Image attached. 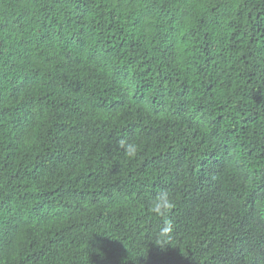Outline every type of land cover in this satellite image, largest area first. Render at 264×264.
<instances>
[{"label":"trees","instance_id":"obj_1","mask_svg":"<svg viewBox=\"0 0 264 264\" xmlns=\"http://www.w3.org/2000/svg\"><path fill=\"white\" fill-rule=\"evenodd\" d=\"M0 264H264V0H0Z\"/></svg>","mask_w":264,"mask_h":264},{"label":"clouds","instance_id":"obj_2","mask_svg":"<svg viewBox=\"0 0 264 264\" xmlns=\"http://www.w3.org/2000/svg\"><path fill=\"white\" fill-rule=\"evenodd\" d=\"M119 147L124 150L128 158H134L138 152V145L135 142H128L121 139ZM175 207V202L169 191L161 190L151 200L149 206V213L155 217H159L162 223L155 235V244L163 248L172 239L174 231V223L172 219L168 218V213Z\"/></svg>","mask_w":264,"mask_h":264}]
</instances>
